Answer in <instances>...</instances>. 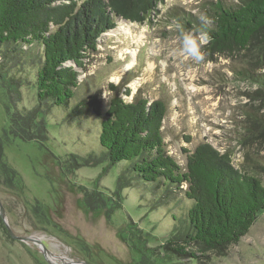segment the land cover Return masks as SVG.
Listing matches in <instances>:
<instances>
[{"label":"trees","instance_id":"trees-1","mask_svg":"<svg viewBox=\"0 0 264 264\" xmlns=\"http://www.w3.org/2000/svg\"><path fill=\"white\" fill-rule=\"evenodd\" d=\"M161 1L0 0V87L6 99V119L0 133V186L23 190L20 174L6 160L5 146L12 139L33 140L40 145L48 140L43 115L50 107L67 108L78 87L88 82H83L80 71H85L89 59L99 51L101 35L115 28L118 20L151 23L150 16L159 11ZM207 14L209 22L196 26L199 33L206 32L211 38L204 49L246 63L236 78L256 85L249 97L264 102V0L211 1ZM186 24L191 28L190 22ZM108 86L113 95L105 108L94 89L88 95L80 92L82 97L71 109L79 120L90 112L99 121L97 143L87 157L95 162L106 160L103 171L125 162L111 193L99 189L98 183L92 188L80 186L86 209L103 211L109 218L121 207L122 188L133 182L161 185L165 198L176 207L180 205L178 215L176 211L171 214L176 224L169 237L157 246L149 245L130 217L120 230L140 254L141 262L181 264L184 258L196 261L226 254L264 211L260 179L264 163L248 153L236 167L230 151L221 152L201 141L192 150L182 148V166L164 139L165 101L149 100L140 93L128 101L117 85L110 82ZM23 87L34 88L35 105L23 104ZM124 94L129 95L130 89ZM247 115L250 139L258 136L255 129L263 122L257 112L248 111ZM72 159L81 163L77 157ZM120 237L126 239L122 233Z\"/></svg>","mask_w":264,"mask_h":264},{"label":"rangeland","instance_id":"rangeland-1","mask_svg":"<svg viewBox=\"0 0 264 264\" xmlns=\"http://www.w3.org/2000/svg\"><path fill=\"white\" fill-rule=\"evenodd\" d=\"M211 1L216 0H162L159 11L150 16L151 23L118 20L115 28L101 35L99 51L89 59L85 71H80L83 82H88L78 87L67 108L50 107L43 115L48 140L40 145L33 140L12 139L5 146L7 162L23 181L21 192L0 186L5 219L15 234L39 237L52 253L54 264L62 263L60 257L88 264H143L127 235L120 232L121 227L130 217L147 236V243L157 246L169 237L176 224L171 214L180 208L165 198L163 186H139L133 182L121 189V207L109 218L103 211L86 209L80 186L92 188L98 183L99 189L111 193L117 188L118 174L125 162L103 171L106 160L95 162L87 157L97 143L99 121L90 112L80 120L72 114L73 105L82 97L80 92L88 95L94 89L99 91L103 108L113 95L110 82L128 101L138 93L149 100L163 99L167 105L164 139L182 166V148L192 150L201 141L221 152L230 151L236 167L248 153L264 163V102L249 97L256 85L236 78L246 63L237 57L209 54L203 45L204 58L199 62L182 54V32L176 25L179 23L186 32L199 37L196 26L198 22H209ZM222 1L233 4L237 0ZM126 88L130 89L127 96ZM34 92L32 87H23V104L35 105ZM5 100L0 87V133L6 119ZM248 111L257 112L263 122L255 129L258 136L250 139L246 129ZM72 154L81 163L76 164ZM260 179L264 185V174ZM187 201L190 206L191 201ZM183 204L187 203L182 201ZM121 233L126 239L120 237ZM180 261L264 264V211L226 254ZM0 264L49 263L34 243L12 238L0 218Z\"/></svg>","mask_w":264,"mask_h":264},{"label":"clouds","instance_id":"clouds-1","mask_svg":"<svg viewBox=\"0 0 264 264\" xmlns=\"http://www.w3.org/2000/svg\"><path fill=\"white\" fill-rule=\"evenodd\" d=\"M176 27L182 32V54L197 62L203 60L204 57L201 53V46L210 41V36L206 32H201L200 36L196 37L193 34L186 32L179 23Z\"/></svg>","mask_w":264,"mask_h":264},{"label":"water","instance_id":"water-1","mask_svg":"<svg viewBox=\"0 0 264 264\" xmlns=\"http://www.w3.org/2000/svg\"><path fill=\"white\" fill-rule=\"evenodd\" d=\"M0 218L3 220V222L5 223V227L7 229L8 234L15 239L21 240V241H25V242H32L34 243L36 246H38V248L40 249V251L42 252V254L44 255L45 259L47 260V262L49 264H54V262L52 261V259H50V256L52 257V253L48 250V248L46 247V245L43 243V241L36 236L30 235V236H20L17 235L13 232V230L11 229L10 225L8 224V222L5 219V211L3 208L2 203L0 202ZM60 259L62 260L61 264H88L83 260H77V261H73V260H69L63 257H60Z\"/></svg>","mask_w":264,"mask_h":264},{"label":"bare ground","instance_id":"bare-ground-1","mask_svg":"<svg viewBox=\"0 0 264 264\" xmlns=\"http://www.w3.org/2000/svg\"><path fill=\"white\" fill-rule=\"evenodd\" d=\"M133 64H134V61L126 64V68H130ZM116 79H118V78H116Z\"/></svg>","mask_w":264,"mask_h":264}]
</instances>
